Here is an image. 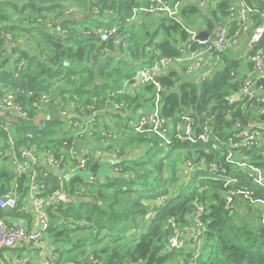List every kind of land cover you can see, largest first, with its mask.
<instances>
[{
  "label": "trees",
  "instance_id": "1",
  "mask_svg": "<svg viewBox=\"0 0 264 264\" xmlns=\"http://www.w3.org/2000/svg\"><path fill=\"white\" fill-rule=\"evenodd\" d=\"M230 1L211 0L214 7L208 9L209 17L194 3L184 6L176 20L153 14H142L140 20L137 16L128 29L127 48H123L84 34L90 31L87 24L91 23L94 29H110L111 23L116 22L124 30L134 10L148 7L150 0H0V90L13 92L30 115L24 125L0 116V198L14 185L21 197L19 205L29 194L30 174L19 176L12 157L7 155L6 122L12 124L11 134L20 160L21 148L34 147L54 148L57 159L68 160L66 154L71 151L61 146L71 134L65 129L71 130L68 128L71 122H81L71 120L73 116L61 117L62 108L70 106L75 107L72 113L80 117L98 113L95 140L101 142L105 138L119 143L115 148H106L110 152L120 151L122 159L116 165L122 169L119 173L112 171L103 175V179L99 171L104 165L90 152H82L88 163V176L77 171L68 180L65 178L63 187L69 201L48 209L46 234L55 247L53 252L59 255L57 264H171L179 247L170 249V240L182 239V235L187 236L194 229V233L201 230L202 234L198 242L192 236L191 243L197 248L187 254L188 259L197 253L198 264H264V228L256 226L254 218L240 215L244 205L251 207V201H264V188L249 171L228 160L226 149H214L211 144L196 139L205 133V127L225 141L249 127L253 131L259 129L253 124L254 112L261 110V105L256 108L254 102H243L231 106L227 101L243 89L246 73L242 72L240 61H227L224 68L200 83L183 80L174 73L161 75L158 83L164 89L161 113L167 121L165 126L176 134L185 124L184 119H191L194 125L189 138L175 136L172 145L165 146L153 132L137 133L130 124L136 111H151L157 94L154 84L134 85V75L156 62L155 51L164 57L182 55L187 43H191L189 32L194 29L184 25L186 18L202 15L208 29L226 26L229 38L233 37L240 24L228 23ZM246 1L264 14V3ZM76 7L90 13L94 7L98 8L99 15L83 21L65 16L68 9ZM53 17H60L62 22L57 26L64 31L56 27L48 30L36 22L37 18L45 21ZM107 17L111 20H106ZM252 20L250 38L252 30L263 22V16L256 15ZM142 28L147 31V38L141 36ZM7 35L11 36L13 45ZM183 43L186 44L182 46ZM259 48L264 49V42L249 50L248 59ZM115 51L121 55L115 57ZM247 66L253 70L252 63ZM256 87L263 90L259 81ZM43 95L52 100L45 107L46 116L57 113L60 119H49L37 126L35 118L42 111L35 109L34 104ZM115 103L123 107L117 109ZM50 109L51 113L47 114ZM106 117L109 122H103ZM156 148L167 155L158 159ZM251 153L244 151L234 161L253 164L264 171V160L247 158ZM167 156L175 158L170 161ZM261 156L254 159H264ZM71 157L70 162L77 164L78 158ZM188 162L193 168L186 172ZM40 173L49 175L43 197L61 188L56 173L45 168ZM67 173L63 172V177ZM91 176L93 179L89 181ZM244 189L251 197L240 193ZM227 195L232 198L228 210L225 209ZM198 207L202 208L199 221L203 224L199 228L195 221ZM16 211L0 210V216L4 218ZM4 252L7 251H0V264H13Z\"/></svg>",
  "mask_w": 264,
  "mask_h": 264
},
{
  "label": "built area",
  "instance_id": "2",
  "mask_svg": "<svg viewBox=\"0 0 264 264\" xmlns=\"http://www.w3.org/2000/svg\"><path fill=\"white\" fill-rule=\"evenodd\" d=\"M258 3H264V0H256ZM198 4L203 6L202 0H150L148 7L135 9L133 12V17L129 20L132 22L137 16L141 14H153L160 15L163 17H168L171 19H179L181 9L188 4ZM76 8H70L65 12V16L74 14ZM94 15H99V9H92ZM229 14L232 19L238 24H240V31L247 34L253 26L252 18L256 15L263 16V22L256 26L252 32L251 43L254 48L256 45L264 42V14L259 11L255 6H250L246 0H237V2L229 7ZM231 23V19L229 20ZM43 25L53 28L59 22V19L53 17L42 19L40 21ZM53 24H56L53 26ZM60 32L64 31L62 28L58 29ZM89 34L98 36L101 42H112L117 47L127 48V39L129 38L128 32H123L120 28L114 27L110 29L105 28H95L90 30ZM88 32V31H86ZM191 43H187L185 49L182 50V55L178 57H164L159 51H155L154 54L157 57L156 62L144 69L139 70L132 80L134 85H149L154 84L157 90L155 106L148 113L141 111L140 117L137 121H131L132 127L135 129V132L143 134L144 132L154 133L159 137L160 140L164 141L165 146H170L173 143L172 138L175 136L179 139H187L191 136V128L194 125V121L191 119L185 118V124L183 123L174 134L165 126V119L162 117L161 113V100L162 92L164 89L159 85L157 78L165 74L169 69L175 67H185L188 74H193L200 72L204 66L206 59L214 61L215 65L221 64L223 55L230 47L229 30L226 26L218 25L217 29L210 35L206 40L199 41L196 40V33L194 30H190ZM196 34V35H195ZM7 40L12 44V38L7 35ZM196 45V46H195ZM264 49L259 48L254 55L249 59V63L253 64L252 73H246V78L244 80L243 89L234 95H231L227 98L229 105L234 106L235 104L247 102H259L261 105V110L264 113V97L257 96L256 87L258 82L255 81L253 74H258L261 80L264 79ZM257 80V79H256ZM257 80V81H259ZM253 88H255L253 90ZM261 91V88L258 89ZM264 90V89H263ZM52 103L51 97L48 95H43L35 104L34 108L39 111H47L46 106ZM109 103V102H108ZM117 109H121L123 104L115 103ZM75 107L70 106L68 108H62L63 113L61 117L71 118L73 115V109ZM50 111V110H49ZM81 111V109H80ZM0 112L2 113H11L16 117L23 119L25 122L30 119V115L24 107L17 102L16 96L13 92L9 90H0ZM75 116V115H74ZM213 120V117H212ZM80 123L74 124L75 138L84 140L85 137L91 138V129L92 127L84 126ZM95 127V126H94ZM173 126L170 125V129ZM182 127H184L182 131ZM4 130L8 133L6 139V145L8 146L7 155H10L13 160V165L16 169V172L19 176L24 174L29 175V194L27 200L32 205V210L38 221V228L31 229L27 224L21 223H11L8 224V221L0 216V251H14L18 249H24L26 246H35L40 247V257L41 264H55L56 259L59 257L56 253H47V250L44 247H41L44 236L49 229V214L48 209H54L62 203L69 201L68 194L64 191L63 180L69 179L71 174L76 173L77 171H87V160L82 156L78 157V163L75 165V168H67L65 161L63 159L56 161L55 157L51 154L50 151L45 149L39 150L37 147L33 149L21 148V160L17 157V149L15 139L11 134L12 124L5 123ZM106 138L108 137L107 133L103 134ZM31 138V136H29ZM83 137V138H82ZM203 142L204 144H211L214 149H226L227 157L229 161H232L235 165L244 168L250 172L251 177H253L259 186L264 188V171L259 169L253 164L242 163L241 161H234L237 156L241 155L244 151H251L253 149H262L264 147V128H259L258 130L253 131L250 128L249 131H241L236 135H231L227 141L223 138L216 137L212 134L211 128L205 127V133L200 134L196 137ZM103 143L107 140L103 138ZM191 139V141H196ZM193 142V143H194ZM55 154V152H54ZM108 154V156H107ZM73 155V154H72ZM6 156V155H5ZM42 156L47 158L49 162L45 165L42 164ZM56 156V155H55ZM76 156V153H75ZM110 158L113 163V172L119 173L122 169L119 166H116L122 157L119 152H107L103 154L102 158ZM77 157V156H76ZM57 158V157H56ZM250 159V157H247ZM11 160V161H12ZM51 166H55L62 170V167L68 171L66 174H56L58 181L61 183L60 189H55L48 195H46V200L43 203V194L46 192V182L45 180L49 177L48 173H40L41 168L52 171ZM214 167V166H213ZM193 165L191 162L186 164V172L192 171ZM73 169V170H72ZM231 181V180H228ZM245 190V189H244ZM240 191L241 194H244L245 197H251L250 192L247 190ZM84 193V190L81 192ZM21 197L17 193V185H14L12 190L0 198V210H17L19 212L28 213L27 207L18 208V203ZM253 204L260 205L264 210V201H251ZM232 205V198L230 195H227L226 199V209H230ZM202 213V208L198 207L196 211V227H202L203 224L199 221V215ZM195 240L197 242L201 236V230H197L195 233ZM180 245V239L175 237L171 240V247L178 248ZM196 246V244H195ZM197 247H195L196 250ZM58 256V257H57ZM30 263L29 257H24L20 260V264ZM188 264H198V254L194 253L188 261Z\"/></svg>",
  "mask_w": 264,
  "mask_h": 264
},
{
  "label": "crops",
  "instance_id": "3",
  "mask_svg": "<svg viewBox=\"0 0 264 264\" xmlns=\"http://www.w3.org/2000/svg\"><path fill=\"white\" fill-rule=\"evenodd\" d=\"M202 1H203V6L202 7L200 6V7L203 9L204 15L206 17H209L210 16V12H209L208 9L214 7V4H213V2H211V0H209V1L208 0H202ZM212 1H214V3H218L219 0H212ZM236 2H237V0H231L230 1V3H231L230 4V7L232 5H234ZM76 9L77 10L74 12V14L69 15L67 17H70V18L73 17V18H76L77 19V18L84 17V16H87V15H90V14L91 15H94L93 14V11L90 13L89 10H85L83 8L81 9V8H77L76 7ZM228 11H229V9H228ZM228 14H229V12H228ZM52 16H55V15H52ZM58 18H60V17H57V19ZM87 19H89V18H87ZM141 19L143 20V18H141V16H140V20ZM145 19L149 20V18H145ZM229 19H231V23L232 22H236V21H234L232 19V17L230 16V14H229ZM106 20H111V18L109 19V17H107ZM76 21H78V20H76ZM59 22H62V21H59ZM147 24H149V23H147ZM55 27L57 29L60 28L57 25ZM217 27H218V25L215 27L214 30H212V29H208V27L205 25L204 27H199V29H202L203 31H206L207 33H209V35H213V33L215 32V30L217 29ZM48 28H49L48 30H52V28H50V27H48ZM89 32H91V31H88V32L84 31V34H87V35L92 36L91 34H89ZM230 39H231V41H230V47L225 52V54H224V56L222 58L221 64L215 65L214 61H212L210 59H206V61L204 63V66H203V68L201 69L200 72L193 73V74H188L187 72H185V73L183 72L184 67H175V68L169 69L165 74H167V75L168 74H172V73L178 74L179 77L182 78L183 80L192 79V80H197V82L200 83L205 78H208L210 76H213L216 73V71H218L219 69L224 68V66L227 65V61L228 62H231V61H240V65L243 66L242 69L244 71L246 69V73L247 74L248 73H252V70H248V66H247L249 64V59L245 63L242 61V55H247L248 56L249 55L248 54L249 50L253 47V44L251 43L250 34L249 33L245 34L242 31H240V29H239L235 33V35L233 37H231ZM185 44L186 43H183L182 46H184ZM115 47H117V46H115ZM113 55L116 57V56L121 55V53H119L118 51H115V53ZM244 64H245V66H244ZM253 76L257 80H259L258 78H260L258 74H253ZM258 89H260V87L256 89L257 96L258 97H260V96H263L264 97V90H261L260 91ZM255 103H257V104H255ZM255 103H254L255 107L258 108L260 106L259 102H255ZM44 112H46V111H42V113H40V114L38 113V115L35 118L36 122H37V119H38V116L39 115H46ZM50 113H51V109H50V111L47 112V114H50ZM74 115H76V114L73 113L72 116L74 117ZM103 122H109L108 118L106 117V121H103ZM257 123H259V122L256 119V122L253 124V127H255ZM183 129H184V127H182V131H183ZM249 130H250V127L247 129V131H249ZM103 134H105L104 131L102 132V135ZM95 135H91V138L93 139V141H95ZM78 143H80V142L78 141ZM94 145H96V144L94 143ZM93 148H95V147H93ZM93 148L90 151V153H92V154H93V152H92ZM89 150H90V148H89ZM259 150H261V149H259ZM106 151L107 152H110L107 149L105 150L104 147L99 148V150L95 154V157L94 158L100 159L102 161V164L109 165L110 164V161H112V160L110 158H107L108 154L105 157V160H104V163H103L102 156H103V154L106 153ZM117 151H118V149H116L113 152H117ZM261 151H264V150H261ZM81 153H82V151H81ZM66 156L68 157V154H66ZM76 160L78 162V159H76ZM63 161H64V159H63ZM67 161H68V163L65 162L67 168H73V167L75 168V165L76 164H73V163L70 162V157H68V160ZM41 162H42L43 165H45V164H47L49 162V160H47L45 157L42 156V161ZM51 167H55V166H51ZM52 172H54L56 174H61L63 172L65 173L66 172V169L64 167H62V170H61V169H59V168L56 167L55 169L52 168ZM45 200H46V197H43V203L45 202ZM19 206L20 207L27 206L28 207V213L16 211L17 213L15 212V213H13V215L4 216V219L7 220L8 222L9 221L10 222H15V219L16 218H20V223L21 224H27L28 223L29 225L28 224L27 225L31 229H37L38 226H39L38 225V221H37V218H36L33 210L31 209V206L32 205L29 203V201L27 199H24ZM31 214H33L32 216L35 217L34 220L31 218ZM21 219H24L25 221H21ZM194 231H195V229L192 230L187 236L182 235V239H180L179 250L177 251L176 257L174 258V261L171 264H188L189 259L187 258V254L191 253L192 250L195 248V245L193 244V246H192V243H191L192 233L194 234ZM30 247L31 246H26L24 249H18L20 251L19 254H18V256H14L13 258H10V257H7V256L6 257L8 259H10L13 264H20V260L23 259L24 257H28L26 255L29 252H34L35 254L38 253L40 255V252H41V248L40 247H35L34 249H32ZM41 247H44L45 250H48V244H43V245H41ZM14 251H16V250H14ZM40 264H41V257H40Z\"/></svg>",
  "mask_w": 264,
  "mask_h": 264
},
{
  "label": "rangeland",
  "instance_id": "4",
  "mask_svg": "<svg viewBox=\"0 0 264 264\" xmlns=\"http://www.w3.org/2000/svg\"><path fill=\"white\" fill-rule=\"evenodd\" d=\"M54 15V14H53ZM142 15V14H141ZM44 16H47L46 14H44ZM42 19L40 18H37L36 19V22H40ZM130 25H131V22H129L127 25H126V28L124 29V30H122L123 32H128V29L130 28ZM184 25L185 26H187L188 28L189 27H194V28H199V27H204L205 25H206V23L204 22V20H203V17H202V15H196V16H193L191 19H184ZM47 26H49V25H47ZM46 26V27H47ZM87 26H88V28L90 29V30H93L94 29V27L92 26V24L91 23H88L87 24ZM118 25L116 24V22L112 25V23H111V25L108 27V28H114V27H117ZM45 27V28H46ZM142 30H143V34H142V32H140V34H141V36H143V37H145V38H147V36H146V33H147V31L146 30H144L143 28H142ZM11 37V36H10ZM22 37V36H21ZM8 42V41H7ZM14 41H12V43H13ZM157 42V41H156ZM123 53H127V50H123L122 51ZM242 61L245 63V62H247L248 61V56L247 55H242ZM243 73H246V69H245V71L243 70L242 71ZM111 102V101H110ZM109 110H110V108H109ZM41 112H39V114H40ZM60 113L62 114L63 113V110H61L60 111ZM263 112H262V110H256L255 112H254V115H255V119H257L261 114H262ZM140 114H141V111H136L135 112V114L133 115V117H132V119H133V121H137L138 119H139V117H140ZM97 116H98V113L97 112H95V113H93V115H91V116H87V118H84V117H80V116H78V114H76V116H74V117H72L71 118V120L72 119H80V121L83 123V125L84 126H88V127H92V129H91V133H92V135H95V130H94V126H95V122L97 121ZM119 121H122V120H119ZM81 122H80V124L79 125H81ZM75 123H79V121H75V122H71V124L69 125V127L68 128H70L71 130H67V129H65V132L66 133H71V134H69L70 135V138H68L67 137V139H65L64 141H63V144H61V146L62 147H65V148H67L68 149V151H71V152H69L68 153V157H70V158H72L71 157V155L73 154V155H75V153H76V156H77V158L78 157H80L81 155H82V153H81V151L82 152H84V153H88V152H90V150L93 148V147H95V145H94V143L97 145V146H99L98 148H93V150H92V152H93V154L91 153V155H92V157H95V154L98 152V150H99V148H101V147H104L105 148V150H106V148L107 147H113V148H115V147H117L118 145H119V143H117V142H113V141H106V142H104L103 143V140L104 139H101V142H99V141H97V140H95V141H93V139L92 138H90L89 139V137H85V139L84 140H82V139H76L75 138V136H74V134H75V131H73V129H74V124ZM122 124L123 125H125L126 124V122L124 121V122H122ZM37 126H39V125H37ZM83 138V137H82ZM72 139V140H71ZM224 139V138H223ZM69 141H70V143H69ZM78 141L80 142V143H78ZM94 142V143H93ZM101 146V147H100ZM89 148H90V150H89ZM45 150H47V151H50L51 152V154L55 157V159H56V161H58V160H60L61 158H59V159H57L56 158V154H54V152L56 151L54 148L52 149V148H50V149H45ZM160 149L159 148H156V152L158 153L157 154V157H158V159H160L161 158V156L162 155H167L166 154V152L165 151H159ZM258 155H262L261 157H264V151H261V150H259V149H253L252 150V153H251V156H250V159H252V160H255V161H263L264 159L262 158L261 160H260V158H255L254 159V156H258ZM168 157V160H170V161H172L175 157H169V156H167ZM63 158V157H62ZM47 159V158H46ZM64 159V161L66 162V163H68V161L65 159V157L63 158ZM104 160H105V158L103 159V163H104ZM99 161L102 163V161L99 159ZM113 163H114V161H110V164L109 165H105V164H103L104 166L100 169V171H99V175H100V177H103V175H110V174H112L113 172H112V165H113ZM253 166H255V165H253ZM239 168H242V167H240V166H238ZM55 169L56 167H51V169ZM244 169V168H243ZM78 174H80V175H83V176H85V177H87L88 176V172L86 171H79L78 172ZM92 179H93V177L91 176V177H89V181H92ZM103 179H104V177H103ZM198 184V183H197ZM252 194L250 193V195L249 196H251ZM226 203V202H225ZM245 207H243V208H240V210H242L243 209V211H241L240 213V215H242L243 214V216H245V218L247 217V219H249L250 217L253 219V221H254V223H255V225L256 226H259V227H263L264 228V210H263V208L260 206V205H258V204H253L251 207H248V206H246V205H244ZM18 208H19V203H18V206H17ZM23 207H27V206H23ZM21 208V207H20ZM28 208V207H27ZM31 208H32V206H31ZM55 209V208H54ZM225 209H226V207H225ZM245 209V210H244ZM33 214H31V218L34 220L35 219V217L34 216H32ZM261 218H262V220H261ZM195 220H196V216H195ZM242 220V219H241ZM21 221H25L24 219H21ZM11 223H20V218H16L15 219V222H8V224H11ZM28 224V223H27ZM176 232H178V231H176ZM192 236H195V234H192ZM172 240V239H171ZM171 240H170V244H171ZM49 242V240H48V234H46L45 236H44V240H43V243H42V245L43 244H48V250H47V253H51L52 252V254L54 253L53 251L55 250V247H53V245L50 243H48ZM193 246V245H192ZM30 248H32V249H34L35 248V246H31ZM173 249H175V247H173ZM19 250H16V251H7V252H4V255L5 256H7V257H11V258H13L14 256H18V254H19ZM26 256H28L29 258H30V263H28V264H40V255L38 254V253H34V252H29ZM58 257V256H57ZM57 260V259H56ZM55 264H57V263H55Z\"/></svg>",
  "mask_w": 264,
  "mask_h": 264
},
{
  "label": "water",
  "instance_id": "5",
  "mask_svg": "<svg viewBox=\"0 0 264 264\" xmlns=\"http://www.w3.org/2000/svg\"><path fill=\"white\" fill-rule=\"evenodd\" d=\"M92 15H87V16H84V17H80V18H77L76 20L78 21H82V20H85L87 18H91ZM194 32L197 34L196 35V40H199V41H203V40H206L210 37L209 33H207L206 31H203L202 29H199V28H194L193 29ZM263 65H264V61H263ZM161 77H158L157 78V81L160 80ZM259 83H261L263 85V88H264V79L262 78L261 80H259ZM255 88H253L254 90ZM257 104V103H255ZM0 116L6 120H9V121H12V122H15V123H19L21 125H24L25 124V121L19 117H16L14 116L13 114L11 113H2L0 112ZM49 119H60L59 115L57 113L51 115V116H46V115H39L38 116V119H37V122H36V125H40L41 122L43 121H48ZM257 121L259 123L256 124L255 127H258V128H264V113H262L258 118H257Z\"/></svg>",
  "mask_w": 264,
  "mask_h": 264
}]
</instances>
